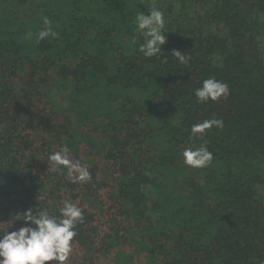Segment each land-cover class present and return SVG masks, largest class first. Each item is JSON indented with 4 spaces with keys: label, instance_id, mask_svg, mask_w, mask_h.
Instances as JSON below:
<instances>
[{
    "label": "trees",
    "instance_id": "1",
    "mask_svg": "<svg viewBox=\"0 0 264 264\" xmlns=\"http://www.w3.org/2000/svg\"><path fill=\"white\" fill-rule=\"evenodd\" d=\"M153 4L167 42L146 58ZM45 16L59 36L37 42ZM211 76L230 95L198 104ZM211 118L212 163L184 165ZM65 144L88 183L47 170ZM64 200L84 209L71 264H264V0H0V230Z\"/></svg>",
    "mask_w": 264,
    "mask_h": 264
},
{
    "label": "clouds",
    "instance_id": "2",
    "mask_svg": "<svg viewBox=\"0 0 264 264\" xmlns=\"http://www.w3.org/2000/svg\"><path fill=\"white\" fill-rule=\"evenodd\" d=\"M43 27L36 33L37 42L48 37L58 38L59 33L53 29L52 21L43 17ZM165 14L153 4L135 15V31L143 37L138 51L146 58L161 55L162 45L167 42L165 35ZM31 36V33L28 34ZM171 54L180 64L187 65L190 57L181 50L174 49ZM166 59V57H165ZM198 104L209 101L218 102L230 95V87L214 76L201 81L193 90ZM222 119H205L191 125L190 135L202 141L198 146L190 144L183 148L182 163L188 167L200 169L209 166L213 153L209 151L204 137L212 128H223ZM48 171L63 173L67 169V178L73 184L88 183L92 179L89 166L74 159L70 148L65 144L59 150L51 152L48 157ZM25 223L14 231L0 230V264H71L77 225L84 220V209L78 202L64 200L58 215L50 214L47 208H40L35 213L31 209L23 212L21 219Z\"/></svg>",
    "mask_w": 264,
    "mask_h": 264
},
{
    "label": "rangeland",
    "instance_id": "3",
    "mask_svg": "<svg viewBox=\"0 0 264 264\" xmlns=\"http://www.w3.org/2000/svg\"><path fill=\"white\" fill-rule=\"evenodd\" d=\"M249 7H250V6H249ZM249 7H248V8H249ZM253 40H254V42H253V41L251 42V38L248 39V44H249L248 47L250 48V50H253V44L255 43L256 38L253 39ZM252 43H253V44H252ZM85 159H86L87 161H89L91 158H90V157H87V158H84V160H85Z\"/></svg>",
    "mask_w": 264,
    "mask_h": 264
}]
</instances>
